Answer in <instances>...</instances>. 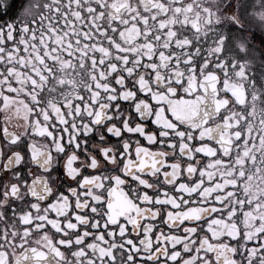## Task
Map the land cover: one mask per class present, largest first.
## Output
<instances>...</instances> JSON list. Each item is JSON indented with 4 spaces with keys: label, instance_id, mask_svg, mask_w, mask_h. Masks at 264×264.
<instances>
[{
    "label": "snow or ice",
    "instance_id": "snow-or-ice-1",
    "mask_svg": "<svg viewBox=\"0 0 264 264\" xmlns=\"http://www.w3.org/2000/svg\"><path fill=\"white\" fill-rule=\"evenodd\" d=\"M0 264H264V0H0Z\"/></svg>",
    "mask_w": 264,
    "mask_h": 264
},
{
    "label": "flooded vegetation",
    "instance_id": "flooded-vegetation-1",
    "mask_svg": "<svg viewBox=\"0 0 264 264\" xmlns=\"http://www.w3.org/2000/svg\"><path fill=\"white\" fill-rule=\"evenodd\" d=\"M3 115H4V113L2 111H0V122H2Z\"/></svg>",
    "mask_w": 264,
    "mask_h": 264
}]
</instances>
